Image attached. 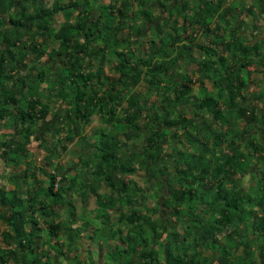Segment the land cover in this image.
I'll return each instance as SVG.
<instances>
[{
    "label": "trees",
    "instance_id": "obj_1",
    "mask_svg": "<svg viewBox=\"0 0 264 264\" xmlns=\"http://www.w3.org/2000/svg\"><path fill=\"white\" fill-rule=\"evenodd\" d=\"M254 70L264 0H0V264H82L91 195L104 264H264Z\"/></svg>",
    "mask_w": 264,
    "mask_h": 264
},
{
    "label": "crops",
    "instance_id": "obj_2",
    "mask_svg": "<svg viewBox=\"0 0 264 264\" xmlns=\"http://www.w3.org/2000/svg\"><path fill=\"white\" fill-rule=\"evenodd\" d=\"M103 126V124H101L99 117L97 115H94L92 117V121L90 123V125L85 129L86 131H88L89 133L92 132V134L95 132V130H97L98 128H101ZM91 131V132H90ZM94 136H92L93 138ZM79 154V148L77 146H75V144L71 145L69 150L62 155L61 157V162L66 165L68 162L70 161H76L78 158ZM137 181H139L137 179ZM103 188V187H102ZM104 191V190H101ZM116 195V193H115ZM89 201L86 204H82V202L80 201L79 198H76V205H77V209H80L81 211L78 210V213L82 212L83 209H85V214H87L88 219L92 217H95V209L97 207V203L95 200V196L91 195L89 198ZM118 214V212L115 213V215ZM90 221V220H89ZM119 224L112 222V226L113 228H117ZM97 226V227H96ZM97 228H98V221L97 223H94V221L92 220L90 224H88L85 228V230L82 232L81 237L79 238V240H77L76 245L78 247V250H82L84 246L89 247L81 256L82 258L84 257V260L86 263L92 262L94 260H96L95 256L101 257V260L104 261V256L106 253V247H110L112 245L115 244V235H108L102 237L101 235H99L97 233ZM114 229H112L113 231ZM95 232V233H93ZM98 235V237L100 238L99 240L94 239V236ZM103 247L104 249L101 250ZM102 251V254H99L98 250ZM81 258V259H82Z\"/></svg>",
    "mask_w": 264,
    "mask_h": 264
},
{
    "label": "rangeland",
    "instance_id": "obj_3",
    "mask_svg": "<svg viewBox=\"0 0 264 264\" xmlns=\"http://www.w3.org/2000/svg\"><path fill=\"white\" fill-rule=\"evenodd\" d=\"M60 19H63L62 17H60ZM256 65H253V68L255 67ZM251 76H252V78H253V80H254V82L255 83H253V84H255L254 86L252 85V86H250V88L248 87L247 88V90H248V94H254V92L256 91V92H258V91H260L263 87H264V79H263V77H262V75H261V73L259 72V71H257V70H254V71H252V74H251ZM206 85H207V87L209 88V89H211V85L210 84H208V83H206ZM256 106H257V108H259L260 106L262 107V102H261V100L260 101H258L257 103H256ZM200 117H201V115H200ZM206 118H208L207 120L208 121H210L209 123L210 124H213V126H214V128H216L217 130H219V129H221V128H224L221 124H214V123H212L211 122V118H210V116H205ZM240 122H243L242 120L240 121ZM42 124V128H44L48 123H41ZM240 126L242 125V123H240L239 124ZM232 131V130H231ZM228 132H230V131H228ZM232 134V132L230 133V135ZM228 136H227V138H226V140H228L229 141V138H230V135L229 134H227ZM228 141H226V143L224 144V146H228ZM176 145H178V143L176 142ZM171 147H172V144L170 143V142H168V143H166V144H164L163 145V148L166 150L165 152H168V153H170V151H171ZM181 148H184L183 146H181ZM29 149H30V151L31 152H35L36 151V154L38 153L37 152V149H36V143L35 142H33L32 144H30V146H29ZM37 162L38 163H40L41 162V160H37ZM41 164H43V163H41ZM254 164V165H253ZM259 166L260 165H258L257 164V162L256 161H253V163H252V166H251V168H249V171H250V173H247V175H246V179L247 178H252L253 179V182H254V180L257 178V177H255L256 175H253V171L255 170V172L254 173H256V171H257V168H259ZM10 171H11V165L9 164V163H6L5 165H3V164H0V182H2V183H4V184H7V176L9 175V173H10ZM143 174H144V172L142 171V170H140V171H136V174H135V178L136 179H138L140 182L142 181V179H143ZM149 184V183H148ZM8 186H10L9 184H7ZM144 186V185H143ZM146 186V185H145ZM144 186V187H145ZM156 186V185H155ZM101 190H105V191H109L108 189H105L104 187L101 189ZM250 191H251V193H252V189H250ZM78 210L79 211H81L80 209H77V212H78ZM85 209H83L82 210V212H80V213H78V220L76 221L77 223H76V226H80L81 224H85L86 223V220L88 219V216H87V214H85ZM61 218H64L65 219V215H61ZM90 221H94V223L97 221L94 217H92V218H90L89 219ZM97 227V226H96ZM94 239H96V240H99L100 238L98 237V235H96V236H94ZM89 247H87V246H84L83 247V249L82 250H78V257H79V260H81L82 261V264H87L86 262H85V260H84V257L82 258L81 256L83 255V253L88 249ZM102 249L101 250H103L104 248L103 247H101ZM98 250V252H99V254H102V251H100L99 249H97ZM96 257V260H94V261H92V262H89V264H104V262H103V260H101V255H100V257H98V256H95ZM82 258V259H81Z\"/></svg>",
    "mask_w": 264,
    "mask_h": 264
}]
</instances>
